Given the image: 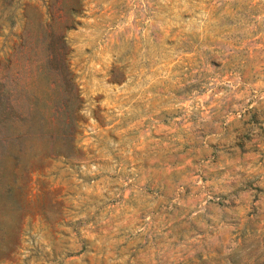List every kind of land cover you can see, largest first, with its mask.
Masks as SVG:
<instances>
[{
  "label": "rangeland",
  "instance_id": "374dc122",
  "mask_svg": "<svg viewBox=\"0 0 264 264\" xmlns=\"http://www.w3.org/2000/svg\"><path fill=\"white\" fill-rule=\"evenodd\" d=\"M0 264H264V0H0Z\"/></svg>",
  "mask_w": 264,
  "mask_h": 264
}]
</instances>
